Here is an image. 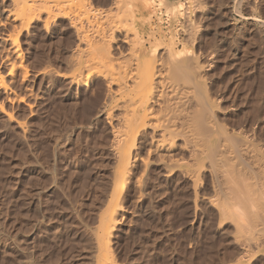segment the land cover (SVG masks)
<instances>
[{"label":"rangeland","instance_id":"rangeland-1","mask_svg":"<svg viewBox=\"0 0 264 264\" xmlns=\"http://www.w3.org/2000/svg\"><path fill=\"white\" fill-rule=\"evenodd\" d=\"M150 1L152 21L171 27L178 48L207 65L219 121L245 128L250 149L264 158V0H181L186 7L177 21L165 0ZM1 2L0 264H99L104 216L115 199L112 264H264V232L260 243L258 234L255 243L246 241L248 233L221 217L210 202L217 201L210 173L202 168L191 179L186 151H175L169 166L139 147L119 189L115 123L103 106L106 75L94 66L82 70L91 55L78 30L44 13L13 48ZM90 2L103 16L112 1ZM112 48L116 58L119 48Z\"/></svg>","mask_w":264,"mask_h":264},{"label":"bare ground","instance_id":"bare-ground-1","mask_svg":"<svg viewBox=\"0 0 264 264\" xmlns=\"http://www.w3.org/2000/svg\"><path fill=\"white\" fill-rule=\"evenodd\" d=\"M7 1L10 3L6 5ZM50 1L52 3L47 0H2L5 19L9 25L12 24V30L5 39L12 47L18 48V34L33 22L42 20L44 13L48 18L68 19L71 27L78 30L77 37L80 36L91 55V58L87 56L90 59L82 70L91 71L94 66L99 74L104 72L103 76L106 75L107 91L103 101L106 110H103L108 122L115 123L112 124V147L118 162L116 178L120 180L119 189H123L130 178L138 160L136 152L139 147L147 148L148 155L155 154L160 163L169 166L175 162V151H186L183 154H188L187 166L195 168L187 172L191 179H198L202 168L210 173L214 197L222 205L214 199L210 202L217 207L221 217L232 220L239 232L248 233H244L248 235L244 238L246 241L264 240V158L253 147L250 149L245 128L234 125L228 128L219 121L218 99L211 96L206 85L207 65L204 67L200 63L195 52L184 46L183 49L178 48L171 27L165 29L158 21L159 25L152 21L155 16L151 12V1L111 0L102 17L95 15L90 0ZM165 3L174 20L186 7L181 0H165ZM82 21L87 22V28ZM113 44L119 48L116 58L111 51ZM12 71L14 69L10 75ZM1 86L4 89L2 77ZM142 162L147 166V161ZM119 210V202L116 199L111 201L104 216L105 232L100 236L105 250L101 249L99 264L115 263L111 260L107 241ZM260 237L262 239L258 240Z\"/></svg>","mask_w":264,"mask_h":264}]
</instances>
